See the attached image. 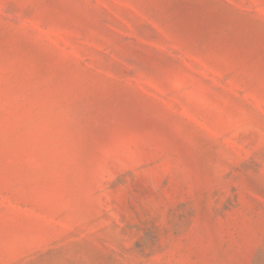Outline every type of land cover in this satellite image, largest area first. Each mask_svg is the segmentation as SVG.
<instances>
[{
    "label": "rangeland",
    "instance_id": "1",
    "mask_svg": "<svg viewBox=\"0 0 264 264\" xmlns=\"http://www.w3.org/2000/svg\"><path fill=\"white\" fill-rule=\"evenodd\" d=\"M0 264H264V0H0Z\"/></svg>",
    "mask_w": 264,
    "mask_h": 264
}]
</instances>
